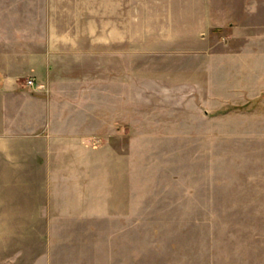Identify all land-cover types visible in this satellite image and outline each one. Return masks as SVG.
<instances>
[{"label": "rangeland", "instance_id": "374dc122", "mask_svg": "<svg viewBox=\"0 0 264 264\" xmlns=\"http://www.w3.org/2000/svg\"><path fill=\"white\" fill-rule=\"evenodd\" d=\"M0 18L11 45L71 40L87 77L114 39L116 114L130 76L111 213L37 264H264V0H0Z\"/></svg>", "mask_w": 264, "mask_h": 264}, {"label": "crops", "instance_id": "0c3cea01", "mask_svg": "<svg viewBox=\"0 0 264 264\" xmlns=\"http://www.w3.org/2000/svg\"><path fill=\"white\" fill-rule=\"evenodd\" d=\"M4 37L0 32V224L22 229L0 231V264H37L59 240L83 238L77 224L111 213L115 159L125 157L115 137L130 126V76L122 71L121 116L114 107V39L91 57L106 69L96 65L101 69L87 77L77 71L84 59L71 40L60 39L58 53L51 40L11 45ZM6 239L40 240L38 258L27 259L34 244Z\"/></svg>", "mask_w": 264, "mask_h": 264}, {"label": "built area", "instance_id": "2783aa9c", "mask_svg": "<svg viewBox=\"0 0 264 264\" xmlns=\"http://www.w3.org/2000/svg\"><path fill=\"white\" fill-rule=\"evenodd\" d=\"M28 84H30V85H34V84H35V81H34L33 79H29V80H28Z\"/></svg>", "mask_w": 264, "mask_h": 264}]
</instances>
